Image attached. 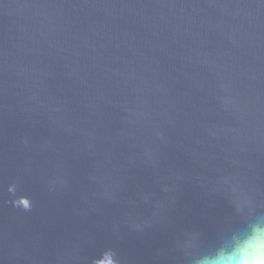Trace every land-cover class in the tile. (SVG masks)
Segmentation results:
<instances>
[{
    "label": "water",
    "instance_id": "95a60500",
    "mask_svg": "<svg viewBox=\"0 0 264 264\" xmlns=\"http://www.w3.org/2000/svg\"><path fill=\"white\" fill-rule=\"evenodd\" d=\"M250 206L264 0H0V264H193Z\"/></svg>",
    "mask_w": 264,
    "mask_h": 264
},
{
    "label": "clouds",
    "instance_id": "9594fccd",
    "mask_svg": "<svg viewBox=\"0 0 264 264\" xmlns=\"http://www.w3.org/2000/svg\"><path fill=\"white\" fill-rule=\"evenodd\" d=\"M193 264H264V211L253 212L250 206L243 226L197 253Z\"/></svg>",
    "mask_w": 264,
    "mask_h": 264
},
{
    "label": "snow or ice",
    "instance_id": "6c2138e0",
    "mask_svg": "<svg viewBox=\"0 0 264 264\" xmlns=\"http://www.w3.org/2000/svg\"><path fill=\"white\" fill-rule=\"evenodd\" d=\"M25 206H27V202H25Z\"/></svg>",
    "mask_w": 264,
    "mask_h": 264
}]
</instances>
